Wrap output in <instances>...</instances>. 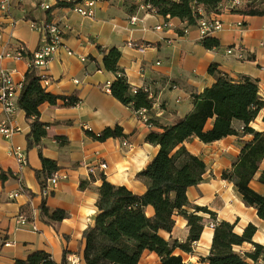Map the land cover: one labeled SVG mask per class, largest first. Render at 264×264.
Instances as JSON below:
<instances>
[{"label": "crops", "instance_id": "crops-1", "mask_svg": "<svg viewBox=\"0 0 264 264\" xmlns=\"http://www.w3.org/2000/svg\"><path fill=\"white\" fill-rule=\"evenodd\" d=\"M41 2L55 6L57 0H25L15 14L19 19L16 28L0 30V52L14 48L18 43L32 53L39 45L40 35L31 28L30 14L34 19H42L45 12ZM231 8L230 0L222 5L218 14L223 21V30L216 32L220 45L217 48L204 47L198 26H188L178 18L164 17L159 14L137 12L128 2L111 0L98 6L94 18H85L71 7H53L54 21L66 20L72 31L65 35L57 55L40 70L47 76L42 86L58 95H76L81 100L73 107L44 103L40 106L41 120L49 123L47 136L42 141L43 155L54 159L60 166L59 172L67 178L59 181L51 196L45 199L46 206L52 211L62 209L68 217L60 223L49 224L38 213L30 216L31 223L21 226L17 220L22 214L30 215L31 203L39 209L43 202L42 187L36 178V170L42 169L38 147L29 148L27 134L30 124L25 112L19 109L13 125L20 132L6 138L0 132V264H14L17 259H25L29 253L43 249L53 258L67 264H86L84 260L85 240L83 233L93 224L96 215L97 188L102 176L116 185H125L137 194L147 190L146 183L137 177L156 156L159 147L146 141L151 131H161L160 125L172 124L177 117L191 111L192 94L202 92L211 86L215 77L209 73V66L218 64L219 70L234 78L248 76L258 81L260 95L264 99V16L244 15ZM37 10L40 15H35ZM106 15L102 20L103 28L109 26L106 34L86 31V21L98 22L97 12ZM114 11V12H112ZM138 15L140 21L130 24V17ZM212 15V14H211ZM168 25L156 30L157 25ZM188 33L184 34V29ZM133 41L145 46V51L131 48ZM117 46L122 52L120 65L133 87H147L153 98L152 109L146 111L147 120L157 123L150 127L139 112L122 104L106 88L115 79L112 72L102 67L100 48ZM229 49L233 52L228 53ZM68 50L73 52L68 54ZM4 65L15 71L14 78L23 82L29 69L28 61L5 60ZM98 66H101L98 67ZM5 114L0 107V123ZM121 126L126 138H110L104 142L94 140L87 130L98 134L105 127ZM257 131H264V108L250 124ZM242 122L236 123L240 135H230L220 141L205 144L194 138L185 145L189 152L199 156L208 166L204 181L188 189V197L193 205L206 207L213 212L203 214L205 228L193 253L177 250L185 261L191 264H208L201 261L209 255L214 236L212 223L225 220L235 223V232L242 234L250 224L257 227L254 242L264 246V219L260 218L253 207H247L233 184L222 179L223 171L231 169L239 157L244 141L253 135L241 134ZM66 137L68 142L61 144L57 137ZM12 146L21 147L27 156V165L21 167L9 154ZM101 163L108 165L100 168ZM264 171V160L250 186L264 195V183L259 181ZM93 178V179H92ZM84 184L82 187L81 184ZM18 193L16 198L11 194ZM149 212L152 210L149 209ZM206 230L212 232L209 240L204 236ZM167 240L185 241L189 234L187 221L177 217L172 233L160 232ZM205 238V239H204ZM260 239H263L262 241ZM7 243L11 245L7 246ZM238 250L249 253L253 245L245 243ZM160 257L145 251L139 264H159ZM251 264H261L259 261Z\"/></svg>", "mask_w": 264, "mask_h": 264}, {"label": "trees", "instance_id": "trees-1", "mask_svg": "<svg viewBox=\"0 0 264 264\" xmlns=\"http://www.w3.org/2000/svg\"><path fill=\"white\" fill-rule=\"evenodd\" d=\"M226 0H152L157 14L178 18L188 26H196L202 14H219ZM71 3L57 1L55 7H71ZM236 10L244 15L264 16V0L248 3ZM51 19V13H47ZM27 20H37L30 14ZM204 47L217 48V38L202 40ZM102 67L112 72L115 79L111 83V94L122 104L139 112L150 110L153 98L143 87H133L129 83L125 69L120 65L122 52L119 47L100 48ZM101 68V66H98ZM209 73L215 77L214 83L202 92L192 94L193 107L183 117H177L169 125H160L161 131H151L146 136L148 143L159 147L153 160L140 171L137 177L147 185L143 194H137L125 185H116L102 176L97 188V212L92 225L83 233L85 240L84 260L86 264H139L145 251H152L160 257L159 264H191L181 254L193 253V246L202 236L206 226L203 214L216 216L206 207L193 205L188 197V189L204 181L208 171L205 161L189 152L185 143L194 138L205 144L220 141L230 135H240L236 128L242 122L241 134H251L253 139L244 141L239 157L231 169L223 171L221 177L233 182L236 191L247 207L256 209L264 219V195L255 191L250 183L260 170L264 160V131L253 129L250 124L264 108L258 81L248 76L234 78L219 70L218 64L209 66ZM22 90L18 98L19 109L25 112L30 124L27 134L28 147H38L42 169L36 170V178L41 187L60 170L58 162L43 155L42 141L47 136L49 123L41 120L40 106L44 103L73 107L80 103L76 95H58L42 86V73L29 68L24 74ZM153 126L157 123L148 120ZM94 140L104 142L110 138H126L121 126L105 127L98 134L87 130ZM61 144L68 142L66 137L58 136ZM0 177L4 179V175ZM93 179V178H92ZM264 183V171L259 177ZM84 187V184H81ZM149 209L152 211L149 212ZM42 217L47 223L62 222L68 217L66 211L46 206L45 199L40 206ZM177 217L187 221L189 234L185 241L167 240L161 231L172 233ZM235 223L216 221L209 255L201 258L208 264H251L264 256V246L254 242L257 227L250 223L242 234L235 232ZM245 243L253 245L249 253L237 249ZM14 264H67L64 258L56 261L52 254L39 249L28 254L25 259H17Z\"/></svg>", "mask_w": 264, "mask_h": 264}, {"label": "built area", "instance_id": "built-area-1", "mask_svg": "<svg viewBox=\"0 0 264 264\" xmlns=\"http://www.w3.org/2000/svg\"><path fill=\"white\" fill-rule=\"evenodd\" d=\"M71 3V8L74 12L85 18H94L96 9L98 6L111 0H57ZM128 1L137 12H144L146 14H157V10L152 3V0H122ZM25 2V0H0V30L7 27L16 28L19 19L15 14V10H19L20 4ZM240 0H233L230 2L231 8L241 7ZM40 6L45 12V16L42 19L30 20V26L32 29L37 31L40 35V41L37 48L32 52L28 53L24 45L18 43L14 45V48L9 50H3L0 52V107L5 114V118L0 123V132L6 137L11 138L16 133L22 131L19 127L14 126V118L19 110L18 98L20 96L22 82H18L14 78L15 71L9 70L5 65V60H27L29 68L35 69H45L48 63L57 55L60 48L64 46L63 41L65 35L72 31V26L66 20L54 21L52 15V9L54 5L50 3L41 2ZM199 13L202 14L197 22V29L199 30L200 39L213 36L216 32L223 30V21L219 18L218 14L206 15L204 11L199 8ZM48 12L51 13V19H49ZM169 17V16H168ZM26 19V18H25ZM140 21L138 15H133L130 17V24L136 25ZM168 24L157 25L156 30H163ZM188 29H184V34H187ZM131 48L138 49L141 52L145 51V46L138 45L133 41L128 42ZM233 52V49H229L228 53ZM68 54L72 55L73 52L68 50ZM43 81H47V76L42 74ZM111 86L108 85L106 90L110 92ZM146 91H149L150 96L152 94L147 87H144ZM147 109H142L139 114L142 116L143 120L147 123L146 117ZM151 127V125H149ZM9 154L13 156L21 167L27 165V156L24 150L19 146H12L9 149ZM108 165L106 163H101L100 168L105 170ZM67 178V175L61 172H57L52 179L50 178L46 186L42 188V197L46 199L51 196L55 189L58 187L59 181L61 179ZM19 194H11L10 198H16ZM39 213V209L31 203L30 215L22 214L18 217L17 222L21 226L30 224L32 220L31 217H35ZM212 227L215 223L211 224ZM7 246L11 243H7ZM261 264H264V256L260 257L258 260Z\"/></svg>", "mask_w": 264, "mask_h": 264}, {"label": "rangeland", "instance_id": "rangeland-1", "mask_svg": "<svg viewBox=\"0 0 264 264\" xmlns=\"http://www.w3.org/2000/svg\"><path fill=\"white\" fill-rule=\"evenodd\" d=\"M233 1V0H230V2ZM241 1V6H244L245 4H248V3H259L260 1L262 0H240ZM100 11L97 12V18L98 19H101L99 20L98 22H93L91 23L89 20L86 21V31H90V33H98L100 30L102 31L103 34H106L107 33V30L109 29V26L106 25L105 28H103V23H102V20L106 19V15L102 12L101 14L99 13ZM114 12V11H112ZM115 13V12H114ZM41 14V11L40 10H37L35 12V15H40ZM238 249V247H237ZM242 252V250H240Z\"/></svg>", "mask_w": 264, "mask_h": 264}, {"label": "bare ground", "instance_id": "bare-ground-1", "mask_svg": "<svg viewBox=\"0 0 264 264\" xmlns=\"http://www.w3.org/2000/svg\"><path fill=\"white\" fill-rule=\"evenodd\" d=\"M204 236L207 237L210 240L211 237H212V232L210 230H206ZM260 240L262 241L263 239H260Z\"/></svg>", "mask_w": 264, "mask_h": 264}]
</instances>
